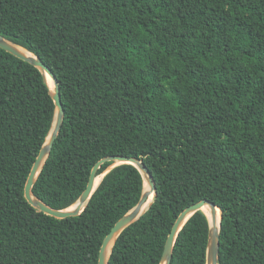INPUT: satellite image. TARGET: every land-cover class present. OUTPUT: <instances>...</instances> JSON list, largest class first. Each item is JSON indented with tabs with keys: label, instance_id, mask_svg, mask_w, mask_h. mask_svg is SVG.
<instances>
[{
	"label": "trees",
	"instance_id": "1",
	"mask_svg": "<svg viewBox=\"0 0 264 264\" xmlns=\"http://www.w3.org/2000/svg\"><path fill=\"white\" fill-rule=\"evenodd\" d=\"M0 35L37 55L60 87L64 116L37 198L69 207L107 155L141 159L153 175L155 200L107 264H160L177 215L201 199L221 213L218 264H264V0H0ZM45 79L0 48V264H97L143 178L113 166L77 216L26 201L55 113ZM208 231L197 210L170 264H205Z\"/></svg>",
	"mask_w": 264,
	"mask_h": 264
},
{
	"label": "water",
	"instance_id": "2",
	"mask_svg": "<svg viewBox=\"0 0 264 264\" xmlns=\"http://www.w3.org/2000/svg\"><path fill=\"white\" fill-rule=\"evenodd\" d=\"M0 48L4 49L5 51L11 53L12 55L24 60L35 67H37L45 77V74H48L52 81H53V89H50V94L54 101L55 105V113L51 128L49 130L48 135L45 138L43 145L41 146L39 152L37 153L32 166L29 170L27 175L23 194L26 201L38 211H41L47 215L53 216L55 218H66L69 216H77L79 215L86 204L88 203L92 193L96 190L97 186L99 185L102 176L113 166L121 163H129L134 165L141 173L143 178V192L142 195L137 202V204L132 207L127 213L122 215L111 227L110 231L105 235L99 252H98V259L97 264H107L109 255L111 253L113 244L119 234L125 229L128 225L136 221L151 205V203L156 198V185L153 178L152 173L148 169V167L142 162L141 159H137L132 156L126 155H107L100 158L98 161L94 163L92 166L89 177L86 183L85 188L76 199L74 203H72L69 207L65 209H56L50 207L41 199L37 198L32 193V186L38 177L42 166L44 165L46 159L48 158L50 151L52 149L53 143L60 131L62 120L64 116V108L61 102L60 97V87L58 80L51 69L46 66L41 59L34 55L33 53L27 51L26 49L6 40L3 36L0 35ZM46 80V79H45ZM110 162L111 166L103 173L98 174L97 171L100 166L105 163ZM144 175H146V183L144 182ZM153 192L152 199L148 202V196L150 192ZM208 205L211 208V217L214 218L216 214V209L218 207L211 201L207 199H201L197 202H194L184 209L180 211L177 215L175 221L173 222L170 231L167 234V237L164 242L162 255L160 258V264H170L172 258L173 247L175 243V239L177 237L178 232L184 225V223L188 220V218L197 210H202V206ZM219 210V209H218ZM203 211V210H202ZM204 212V211H203ZM220 212V210H219ZM205 213V212H204ZM206 214V213H205ZM219 226L218 229L212 230L210 226V220L208 219L209 224V231H208V240H207V248H206V262L205 264H218V249H219V229H220V220H221V213H219Z\"/></svg>",
	"mask_w": 264,
	"mask_h": 264
},
{
	"label": "bare ground",
	"instance_id": "3",
	"mask_svg": "<svg viewBox=\"0 0 264 264\" xmlns=\"http://www.w3.org/2000/svg\"><path fill=\"white\" fill-rule=\"evenodd\" d=\"M45 78L47 80V83H48L50 89L52 90L53 89V81H52L51 77L48 74H45ZM146 180H147L146 175H144V182L145 183H146ZM152 195H153V192L151 191L149 196H148V202L152 199ZM202 210L209 217L211 229L216 231L218 229V226H219V219H220L219 210L216 209V214H215L214 218H212L210 215V213H211L210 206L204 205V206H202Z\"/></svg>",
	"mask_w": 264,
	"mask_h": 264
}]
</instances>
